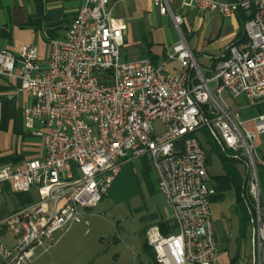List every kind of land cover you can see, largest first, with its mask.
Instances as JSON below:
<instances>
[{
	"label": "built area",
	"instance_id": "1",
	"mask_svg": "<svg viewBox=\"0 0 264 264\" xmlns=\"http://www.w3.org/2000/svg\"><path fill=\"white\" fill-rule=\"evenodd\" d=\"M238 18L242 45L229 43L224 52L200 67L182 34L183 17L171 8ZM169 14L180 38L166 61L121 58L123 19L112 14L110 0H81L63 37L49 38L43 66L34 45L16 54L0 48V76L15 77L32 98L24 127L40 137L44 153L18 165L0 168L2 183L13 191L42 188L39 200L0 218V264H26L48 250L54 234L82 221L83 211L107 195L121 161L145 155L157 173V190L172 213L176 232L162 235L157 226L145 231L155 264H215L219 242L214 234L206 151L198 130L210 137L228 160L244 170L239 196L250 229V264H264V211L260 206L259 173L264 157L255 149L264 133V110L242 118L248 108L264 105V0H152ZM243 96L245 105L223 98ZM158 120L160 130L153 122ZM254 122L255 130L244 125ZM203 132V131H202ZM12 238L6 245L3 234Z\"/></svg>",
	"mask_w": 264,
	"mask_h": 264
},
{
	"label": "rangeland",
	"instance_id": "2",
	"mask_svg": "<svg viewBox=\"0 0 264 264\" xmlns=\"http://www.w3.org/2000/svg\"><path fill=\"white\" fill-rule=\"evenodd\" d=\"M175 13H180L184 24L180 25L181 32L185 31L189 46L194 49L201 39L210 38L214 45L220 48L225 38L236 31V19L214 15L210 20L203 18L199 22L190 21L195 13L186 9H179L176 2H171ZM154 8V22L148 24L149 30L162 29L170 33L173 38L179 39L180 33L173 24L169 14H158ZM237 23V24H236ZM155 25V26H154ZM183 30V31H182ZM183 34V33H182ZM209 43V41H207ZM223 46V45H222ZM121 58L124 54L133 56L138 50L123 51L120 48ZM197 62L204 68L209 60L194 52ZM131 58V57H130ZM222 98L231 106L245 105L243 96L232 98L226 91ZM248 113L242 112L241 117L256 115L259 107L248 108ZM158 130L161 124L158 120L153 122ZM246 128L255 130L254 122L247 121ZM196 137L202 147L208 152L207 162L210 182L214 184L216 175H234L235 180L241 181L243 166L234 160H227L218 154L213 145L207 142V135L201 130ZM256 153L264 157V133H257L255 141ZM233 177V176H232ZM261 191L260 206L264 211V173H259ZM141 179L134 178L133 182H116L110 185L107 195L83 215L80 223L69 226L54 234L53 245L46 251H38L36 257L26 264H155L148 250L142 248L141 240L145 238L146 229L155 224L153 218L164 210L167 211L160 193L148 194ZM212 225L216 237L227 235L223 242L220 240L221 251L215 264H250V229L243 222L247 220V211L242 200H237L232 185L222 189V196L211 204ZM85 211V210H84ZM86 220V222L84 221ZM224 247V248H223ZM223 248V249H222Z\"/></svg>",
	"mask_w": 264,
	"mask_h": 264
},
{
	"label": "crops",
	"instance_id": "3",
	"mask_svg": "<svg viewBox=\"0 0 264 264\" xmlns=\"http://www.w3.org/2000/svg\"><path fill=\"white\" fill-rule=\"evenodd\" d=\"M80 3L81 0H0V48L8 49L16 54L21 46L34 45L37 48L38 60L44 66L48 58V39L64 36ZM110 6L112 14L123 19L126 25L122 33V50H138L133 56L124 54L123 59L137 56L149 59L154 57L152 60L156 64L166 61L165 69H177L178 62L174 59H168L167 51L171 44L178 39L173 38L170 33H166L160 28L156 31L148 28V24L152 26L155 23V7L152 0H110ZM215 16L208 17L202 13H195L190 21L197 23L203 18L210 20ZM234 19L239 25L236 23V31L225 38V42L220 48H217L219 44L214 45L210 42V38H201L192 49L188 44L187 35L184 33L190 31V27L185 28V31L182 30L193 54L195 51L199 52L204 59L209 60L203 67L209 65L211 60L224 52L229 43L239 39L237 33L241 30L242 25L239 18ZM183 24L184 21L181 25ZM237 45L241 46L242 42H238ZM31 103L32 98L20 90L17 78L0 76V168L5 165L21 164L27 159L40 157L44 153L40 137L31 134L23 124V110ZM215 177H213L214 184L216 183ZM134 178L141 179L144 187L150 192L148 194L159 193L156 185L157 173L147 156L141 155L129 160H122L120 169L111 185L116 182L121 184L133 182ZM214 184L212 183L213 186ZM217 193L218 191H216ZM44 195L45 190L42 188L13 191L10 183L4 181L0 193V218L19 207L39 200ZM162 200L167 211L158 213L153 218L155 224L151 226L158 227L160 222L173 224L171 209L163 197ZM213 201H210V207ZM87 210L83 211L82 217L87 214ZM84 221L86 222V220ZM243 224L246 225V219ZM175 232L176 228L169 234ZM2 239L6 245L12 244V238L7 233L2 235ZM226 239L227 235H222L219 238V248L220 240L223 242ZM145 243L146 234L145 238L141 240L142 248H145ZM149 249L146 250L149 252ZM220 251L221 248L219 253Z\"/></svg>",
	"mask_w": 264,
	"mask_h": 264
},
{
	"label": "trees",
	"instance_id": "4",
	"mask_svg": "<svg viewBox=\"0 0 264 264\" xmlns=\"http://www.w3.org/2000/svg\"><path fill=\"white\" fill-rule=\"evenodd\" d=\"M239 20H240V23H241V25L243 24V22L246 20V18H247V16H245L243 13H240L239 14ZM237 38H239L238 40V42H244L245 41V37L243 36V35H241V30L237 33ZM233 41H236V40H233ZM232 41V42H233ZM152 59H154V57L153 58H151L150 59V61L154 64V65H156V62L155 61H153ZM259 110L260 111H262V110H264V105H261V106H259ZM201 131H203L204 132V130H201ZM206 135V134H205ZM208 137V136H207ZM207 142L208 143H210L211 144V146L213 145L214 147H217V145H216V143L210 138V137H208L207 138ZM202 146V145H201ZM216 149V151L218 152V154L220 155V157H222V158H224V159H227V158H225L220 152H219V149H218V147L217 148H215ZM206 151V150H205ZM206 154H207V156H206V162H208V159H209V155H208V152L206 151ZM228 160V159H227ZM233 176V177H232ZM215 184H214V187H215V189H216V191H218V193L217 194H215L214 196H212L211 198H210V201H213V200H217L218 198H220L221 196H222V189H224L225 187H227V186H229V185H232L233 186V188H234V192H235V196H236V199L237 200H241V198H240V196H239V192H240V190H239V182H238V180L236 181L235 180V177H234V175H231V176H228V175H219V176H216L215 177ZM248 218V217H247ZM248 223H247V220H246V225H247ZM158 229H159V231H160V233L161 234H163V235H167V234H169V233H171V232H173L174 230H175V225H174V223L173 224H169L168 222H160L159 224H158ZM170 229V230H169ZM144 247L146 248V249H149V246L145 243L144 244Z\"/></svg>",
	"mask_w": 264,
	"mask_h": 264
},
{
	"label": "water",
	"instance_id": "5",
	"mask_svg": "<svg viewBox=\"0 0 264 264\" xmlns=\"http://www.w3.org/2000/svg\"><path fill=\"white\" fill-rule=\"evenodd\" d=\"M149 254L153 258V251H152V249H149Z\"/></svg>",
	"mask_w": 264,
	"mask_h": 264
}]
</instances>
